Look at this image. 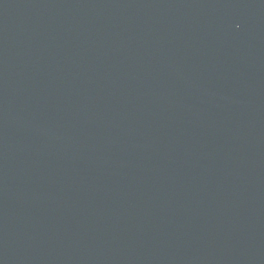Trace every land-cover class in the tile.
Wrapping results in <instances>:
<instances>
[{
    "label": "water",
    "instance_id": "water-1",
    "mask_svg": "<svg viewBox=\"0 0 264 264\" xmlns=\"http://www.w3.org/2000/svg\"><path fill=\"white\" fill-rule=\"evenodd\" d=\"M0 264H264V0H0Z\"/></svg>",
    "mask_w": 264,
    "mask_h": 264
}]
</instances>
